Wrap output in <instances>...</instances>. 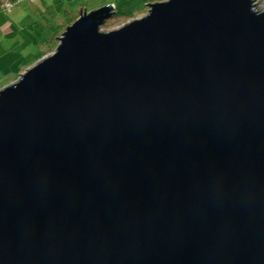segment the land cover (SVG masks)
I'll return each instance as SVG.
<instances>
[{"label":"water","instance_id":"1","mask_svg":"<svg viewBox=\"0 0 264 264\" xmlns=\"http://www.w3.org/2000/svg\"><path fill=\"white\" fill-rule=\"evenodd\" d=\"M145 5L0 90V264H264V12Z\"/></svg>","mask_w":264,"mask_h":264},{"label":"rangeland","instance_id":"2","mask_svg":"<svg viewBox=\"0 0 264 264\" xmlns=\"http://www.w3.org/2000/svg\"><path fill=\"white\" fill-rule=\"evenodd\" d=\"M146 1L116 0L119 8L116 10L112 5L116 13L103 30L113 31L134 19L144 17L150 6L145 4L162 0ZM82 2L88 12L107 3L106 0H97L98 4L94 5L89 0ZM256 2L257 11L264 12V0ZM9 3H15V0H0V8L8 7ZM76 11L70 0H19L11 12L0 9V90L17 81L26 70L43 58H40L42 54H45L44 57L54 54L66 28L76 21L74 16L79 13ZM61 22L62 28L58 26ZM57 26L61 29L58 32Z\"/></svg>","mask_w":264,"mask_h":264},{"label":"crops","instance_id":"3","mask_svg":"<svg viewBox=\"0 0 264 264\" xmlns=\"http://www.w3.org/2000/svg\"><path fill=\"white\" fill-rule=\"evenodd\" d=\"M97 0H89V2L91 3V4H98V2H96ZM107 1V3L105 2L104 4H102V6L101 7H103V6H105V5H108V4H110L111 3V5H114L115 6V9L117 10L118 8H119V5L117 4V2H116V0H106ZM150 1H153V2H156V1H160V0H147L146 2H150ZM163 1V0H162ZM70 2L72 3V5H74L75 6V8L77 9V11L76 12H78L79 11V15H80V13L82 12V11H84V10H86V9H84L85 7H84V5H83V2H82V0H70ZM144 4V3H143ZM2 11L4 10V9H2V8H0ZM5 12V11H4ZM75 12V13H76ZM77 14V15H78ZM59 17H61V16H59ZM74 17H76V16H74ZM62 22L58 25L59 27H61L62 28ZM59 30H60V28H59ZM57 31H58V29H57Z\"/></svg>","mask_w":264,"mask_h":264},{"label":"trees","instance_id":"4","mask_svg":"<svg viewBox=\"0 0 264 264\" xmlns=\"http://www.w3.org/2000/svg\"><path fill=\"white\" fill-rule=\"evenodd\" d=\"M18 1H19V0H15V3L11 4V7H10V8H9V7H4V11H5V12H7V11L11 12V11H12V7H13V5L16 4ZM2 9H3V8H2ZM78 17H79V14L76 16V19H77ZM57 29H58V31L61 30V29L59 30V27H58V26H57L56 30H57ZM58 31H57V32H58ZM44 56H45V54H42V56H41L40 58H42V57H44Z\"/></svg>","mask_w":264,"mask_h":264},{"label":"built area","instance_id":"5","mask_svg":"<svg viewBox=\"0 0 264 264\" xmlns=\"http://www.w3.org/2000/svg\"><path fill=\"white\" fill-rule=\"evenodd\" d=\"M8 7H9V8L11 7V4H10V3L8 4Z\"/></svg>","mask_w":264,"mask_h":264}]
</instances>
